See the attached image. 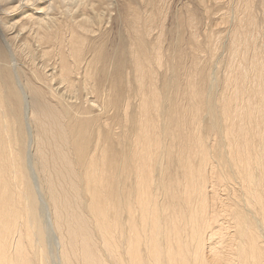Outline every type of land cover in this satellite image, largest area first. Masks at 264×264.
<instances>
[{
    "label": "bare ground",
    "instance_id": "obj_1",
    "mask_svg": "<svg viewBox=\"0 0 264 264\" xmlns=\"http://www.w3.org/2000/svg\"><path fill=\"white\" fill-rule=\"evenodd\" d=\"M47 2L0 0V264H264V31L181 87L151 13Z\"/></svg>",
    "mask_w": 264,
    "mask_h": 264
},
{
    "label": "rangeland",
    "instance_id": "obj_2",
    "mask_svg": "<svg viewBox=\"0 0 264 264\" xmlns=\"http://www.w3.org/2000/svg\"><path fill=\"white\" fill-rule=\"evenodd\" d=\"M49 2L50 0L46 4H49L48 10L51 11L52 2ZM128 3L131 6L127 9L128 11H137V13L140 11L142 14L151 13L153 15L156 28L151 32L150 38L156 33L159 34L164 59H170L172 54L179 57V80L181 83L183 82L181 87L184 85L185 74L189 72H192L194 76L200 72L213 73L220 82L226 47L231 40L233 30L238 27L241 17L249 15L254 25L257 26V30L260 33L264 31V0H103V5L106 6L105 16L108 19L109 16L115 15L117 7L123 14ZM1 20L4 18L1 17L0 22ZM167 62L169 63V60ZM164 65L165 63H163L160 72H168ZM51 71L53 69L48 67L47 73L50 74ZM130 71L131 65L127 64L123 70V83L120 82L118 85V89L121 88L122 96L128 95L126 97L131 104L128 111H132L137 102L134 94L135 81ZM158 78H160L159 75ZM98 79L96 76V87L100 86ZM159 82L160 80L157 81V83ZM52 83L56 90L64 93L65 99L74 101L75 98H72V95L62 88V84H57L55 80ZM219 85L220 83L217 86L218 91L220 90ZM110 87L111 85L108 83L103 87L105 89L104 96L109 98L114 95L113 87H111L112 89ZM81 91L88 99L94 98L87 90ZM116 91L119 90L116 88ZM100 102L102 99L96 93V104L93 109L97 116L102 115V125L105 124L104 126H108V128L112 127V124L116 122L113 113L111 111L102 113Z\"/></svg>",
    "mask_w": 264,
    "mask_h": 264
}]
</instances>
